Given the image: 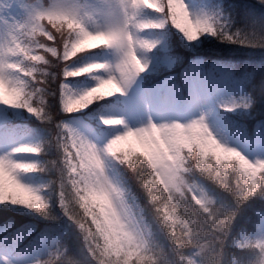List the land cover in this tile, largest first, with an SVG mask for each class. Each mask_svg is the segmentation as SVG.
Masks as SVG:
<instances>
[{
    "label": "clouds",
    "instance_id": "obj_1",
    "mask_svg": "<svg viewBox=\"0 0 264 264\" xmlns=\"http://www.w3.org/2000/svg\"><path fill=\"white\" fill-rule=\"evenodd\" d=\"M209 40L248 57L238 77L128 108ZM262 107L264 0L239 22L210 0H0V231L18 248L43 225L0 264H264Z\"/></svg>",
    "mask_w": 264,
    "mask_h": 264
},
{
    "label": "rangeland",
    "instance_id": "obj_2",
    "mask_svg": "<svg viewBox=\"0 0 264 264\" xmlns=\"http://www.w3.org/2000/svg\"><path fill=\"white\" fill-rule=\"evenodd\" d=\"M194 2H199V0H194ZM245 3H246V1H245ZM229 7H230V11L231 12H233L234 14H236V13L239 14L238 18H240L242 13L247 9V7L244 6V0H234V1L231 2ZM216 46H218V47H216ZM221 46H224V45L217 44L215 41H212V43H211V40H209V41H205L196 50H202V51L204 50V51H206L207 49H211L212 48L211 51H213L214 50L213 48L217 49V48H221ZM198 66L199 65L196 64V63L192 64V69L193 70L191 71L190 79L188 80V77H187V79H186V77L184 78V81L187 80V82L189 84V86H188V84L186 83L187 86H188L189 94H190V96L192 98H195L196 94L201 92L204 89L205 85H206L204 76L200 77L201 70L199 69ZM164 82H165V80H164ZM159 90H162L163 94L167 93L170 96H173V90L171 89L170 85H167L166 87H163V88L161 87ZM142 93L143 92L140 90V88L134 89L132 91V93H130L129 98L127 100V105H128V108L130 110H135L137 108V106L140 103V99H141ZM17 221H26V219H24V217H18ZM22 224H25V222L22 223ZM26 226L28 228H30V224L27 223ZM37 227H38V232H39L40 229L43 227V225H38ZM23 231H25V230H21L20 235H21V233ZM0 251H6V250L5 249H0ZM28 255H30V254H24V255H21V256H28Z\"/></svg>",
    "mask_w": 264,
    "mask_h": 264
},
{
    "label": "trees",
    "instance_id": "obj_3",
    "mask_svg": "<svg viewBox=\"0 0 264 264\" xmlns=\"http://www.w3.org/2000/svg\"><path fill=\"white\" fill-rule=\"evenodd\" d=\"M245 1H246V3H245ZM252 4H253V0H244V6L247 7V9ZM237 21L239 22L238 19H237ZM216 47H218V46H216ZM213 49H214L213 51H211L212 50V48H211V49H207L206 51L203 50V52L212 53L215 56L223 57V58H226V59L239 60L242 65H243L242 62L245 59L248 58L242 51L234 50L230 46H225L224 45V46H221V48H217V49L213 48ZM257 118H264V107L261 108V114L259 116H257ZM24 219H26V221H17V225L19 226V225H21L24 222H25V225H26L27 224L26 222L28 221V218L24 217Z\"/></svg>",
    "mask_w": 264,
    "mask_h": 264
}]
</instances>
